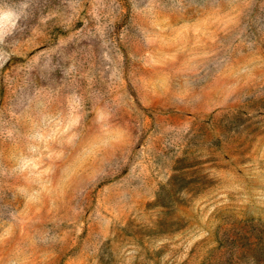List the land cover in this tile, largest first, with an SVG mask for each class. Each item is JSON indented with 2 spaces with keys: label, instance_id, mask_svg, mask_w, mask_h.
<instances>
[{
  "label": "rangeland",
  "instance_id": "rangeland-1",
  "mask_svg": "<svg viewBox=\"0 0 264 264\" xmlns=\"http://www.w3.org/2000/svg\"><path fill=\"white\" fill-rule=\"evenodd\" d=\"M0 7V264H264V0Z\"/></svg>",
  "mask_w": 264,
  "mask_h": 264
},
{
  "label": "clouds",
  "instance_id": "clouds-1",
  "mask_svg": "<svg viewBox=\"0 0 264 264\" xmlns=\"http://www.w3.org/2000/svg\"><path fill=\"white\" fill-rule=\"evenodd\" d=\"M19 19L16 10L11 7H0V28L14 27Z\"/></svg>",
  "mask_w": 264,
  "mask_h": 264
}]
</instances>
